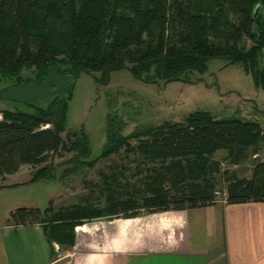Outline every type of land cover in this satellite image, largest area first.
Instances as JSON below:
<instances>
[{"label": "trees", "instance_id": "1", "mask_svg": "<svg viewBox=\"0 0 264 264\" xmlns=\"http://www.w3.org/2000/svg\"><path fill=\"white\" fill-rule=\"evenodd\" d=\"M262 6L264 0H0V79L37 84L55 67L58 75H97L103 84L123 70L147 85L190 84L218 60L241 67L264 90ZM22 71L33 78L23 80ZM65 114L60 99L31 115L0 113V182L58 152L89 154L82 132H69L71 143L60 139ZM113 122L106 116L98 158L122 153L136 165L133 171L108 166L98 172V185H85L81 205L19 208L6 224L40 227L49 244L71 249L83 223L214 206L215 192L225 195L226 205L264 204L260 124L195 112L182 123L123 137ZM247 162L251 177L240 179L231 168ZM47 170L36 171L28 183L47 178Z\"/></svg>", "mask_w": 264, "mask_h": 264}, {"label": "rangeland", "instance_id": "2", "mask_svg": "<svg viewBox=\"0 0 264 264\" xmlns=\"http://www.w3.org/2000/svg\"><path fill=\"white\" fill-rule=\"evenodd\" d=\"M259 13L264 26V6ZM20 76L23 80L33 78L26 71ZM54 99L66 102L65 129L60 139L71 143L75 140L69 137V132H82L88 141L89 154L83 156L75 150L58 152L50 155L40 167L24 168V176L20 179L14 177L0 182V223L19 208L43 211L51 202L55 211L81 205L88 195L85 185H98V172L108 166L125 165L133 171L136 165L122 153L98 158L105 143L106 116L122 129L120 135L123 137L163 123H182L195 112L208 113L216 120L254 122L264 129V90L256 87L241 67L218 60L211 61L207 73L195 76L190 84L147 85L133 80L124 70L110 73L103 84L97 75L77 78L58 75L55 67L37 84L28 82L12 86L10 81L0 79V110L31 115L34 109H44ZM130 143L134 145L135 141ZM223 157L221 154L215 158L221 160ZM223 166L229 168L225 163ZM43 167L48 169V177L28 183ZM250 167L251 162H247L236 170L245 175ZM93 195L97 197L96 189ZM117 220L122 219L83 223L74 230L71 249L56 245L57 256L109 253V231L114 233L122 228Z\"/></svg>", "mask_w": 264, "mask_h": 264}, {"label": "crops", "instance_id": "3", "mask_svg": "<svg viewBox=\"0 0 264 264\" xmlns=\"http://www.w3.org/2000/svg\"><path fill=\"white\" fill-rule=\"evenodd\" d=\"M239 167L231 171L249 179L252 166L245 175ZM24 168L29 167L4 181L20 179ZM6 220L0 223V264H51L61 258L40 227L14 228ZM117 222L122 228L109 231V253L71 254L69 264H264V204L142 213Z\"/></svg>", "mask_w": 264, "mask_h": 264}, {"label": "built area", "instance_id": "4", "mask_svg": "<svg viewBox=\"0 0 264 264\" xmlns=\"http://www.w3.org/2000/svg\"><path fill=\"white\" fill-rule=\"evenodd\" d=\"M263 158H264V155H263ZM214 197L216 199V203L217 204L226 205L225 195L224 194H222L220 192H215L214 193Z\"/></svg>", "mask_w": 264, "mask_h": 264}, {"label": "water", "instance_id": "5", "mask_svg": "<svg viewBox=\"0 0 264 264\" xmlns=\"http://www.w3.org/2000/svg\"><path fill=\"white\" fill-rule=\"evenodd\" d=\"M255 17L257 16V13H255ZM70 262V258L68 256H64V257H61L57 260H55L53 263L51 264H69Z\"/></svg>", "mask_w": 264, "mask_h": 264}]
</instances>
